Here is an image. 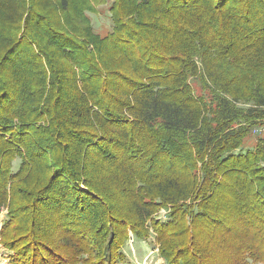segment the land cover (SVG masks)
Listing matches in <instances>:
<instances>
[{
    "label": "trees",
    "instance_id": "16d2710c",
    "mask_svg": "<svg viewBox=\"0 0 264 264\" xmlns=\"http://www.w3.org/2000/svg\"><path fill=\"white\" fill-rule=\"evenodd\" d=\"M95 1L106 0H0V137L16 146L4 157L22 161L12 179L35 167L30 145L62 164H47L56 175L38 200L19 186L26 203L0 229L10 264H89L78 251L97 246L93 232L108 235L97 264L151 234L165 264L264 263V134L245 146L264 126V0H110L104 38L86 14ZM39 76L47 82L33 85ZM75 141H86L84 165L65 168ZM109 169L116 189L104 185ZM84 194L102 217H89ZM113 194L127 199L128 220L103 206ZM51 205L56 235L37 216Z\"/></svg>",
    "mask_w": 264,
    "mask_h": 264
},
{
    "label": "rangeland",
    "instance_id": "374dc122",
    "mask_svg": "<svg viewBox=\"0 0 264 264\" xmlns=\"http://www.w3.org/2000/svg\"><path fill=\"white\" fill-rule=\"evenodd\" d=\"M109 4H110V0L109 1L106 0L103 2L102 1L101 2L95 1V3L92 5L93 6L92 10L91 11L88 10L86 12V14L88 15L89 20L91 21V24L93 26L94 33L99 35L101 38L109 36L110 32L114 30V22L111 19L112 15L109 11V9H110ZM81 26H85V25L82 24ZM103 56L111 59L112 54L108 53L107 55L104 54ZM128 68L129 67L127 66L125 69H128ZM25 70H30V69L29 68L25 69V67H24V69H22V71L20 69L21 74L16 73L17 78L22 79V77L24 76ZM34 72L36 73V70H34ZM9 74L11 75L10 72L7 75H9ZM42 78H43V80H42ZM35 80L37 82H39V83L34 82L33 85H35V86H38L39 84L47 82L46 78L44 80V77H41V76H39V78H36ZM188 83L191 85V89L194 92L195 96H197V94H199L198 87L195 85V83L192 81L191 78L188 79ZM69 92H71V91H69ZM71 99H72V97L70 96L69 100L64 102L62 109H64L67 106V104H69ZM65 100H67V99H65ZM81 107H80V109H81ZM78 112H79V108H78ZM82 112H80V114L83 115L82 117H84V118H82L81 116H80V118H81V121L84 123L86 121V119L88 118V115H90V114H87L85 112V109L84 110L82 109ZM65 115L67 116V114H65ZM89 118H90V116H89ZM261 134H264V126H262L261 128H259L256 131H253V134L245 142V146L254 145L256 138L258 136H260ZM31 135L34 137V133ZM24 137H25V135H24ZM84 138H86V137H84ZM18 139H19V136H18ZM23 141L28 145L30 143L36 142V140L31 138L29 135H28V138L26 140H23ZM80 142L81 141H75L72 144H70V146H69L70 155H67V157L68 156L69 157L64 162L65 168H70L72 166H76V165L79 166V165L83 164V158H82L81 153L82 154L85 153L86 150H88V147H86L85 150L82 152L83 148L81 145H84V143L86 141L84 143H80ZM14 147H16V146L12 144V146H10L8 148L6 145L3 144V142L1 141V137H0V151H1V153H0V182H2V184H4L6 186V189L8 191V194H7L8 202L5 206H2L0 209V229L3 225L2 224V222H4L3 220H6L5 218L7 215L6 214L7 211H9L10 209L12 211H14V210H16V207H17L16 205H18V204L21 205V203L23 205V202L26 203V200L24 198H22V195L20 194L21 191L18 190L19 186H23L27 190L30 189V191L32 193H34L33 195H31V198H33L35 195L34 198L38 200L40 197H43L45 195L44 193H47L51 190V189H49V187H50L52 179L56 175V174L52 175V172H53V171H51L52 168L50 166H49L50 168L47 167V164L48 165L52 164L53 166L57 165L58 167L62 165V164H60V162L58 160L56 162H54V160H52V157H51V159L48 158L49 154L46 153L48 156H44V154L42 153L44 151H42V149L40 147H35L34 145H30L29 150H27V153H28V155H30L33 158V165L35 167L33 168V170H30L27 174H25L22 178L20 177V178L16 179L14 177V179H12L13 175L16 174L17 172H19V169H18L19 163H22V161H21V158L19 156H14L12 158V160H9L8 157H4V155H6L4 152L7 150V148L9 150H12V148H14ZM44 148H45V146H44ZM35 150H37L38 152ZM59 150L60 149H58V148L53 150L54 151L53 153L55 154V156L57 155L56 152ZM21 153L23 155L27 156L26 152L21 151ZM40 158H42V159L40 160ZM25 170H27V169H25ZM110 171H113V170L112 169L108 170V175L105 176L107 178L106 179L104 178V181H103V182H105L104 185L108 188V190L109 189L111 190L113 187L116 189V181L114 182L113 175H112V173H110ZM95 173H96V175L99 174V170L97 168H96ZM64 178L62 177V180H64ZM109 178H111V180ZM114 184H115V186H113ZM84 195L85 196L83 199L84 200L83 203L88 202L89 203L88 205L90 207L92 206L91 207L92 210H91V208H89V211H90L89 217L93 220H94V216H96V215H100V217H102V210L100 209V206L97 205V203L94 204L95 211H97V212L95 213V215H93L94 209H93V205L90 204V201L95 202L96 200L92 199V198H96V197L93 196L91 198L87 194H84ZM68 202L69 203H66V206H64V209H65V207L69 208L72 205V200H68ZM80 202L82 203V198H81V201H79L77 203L76 207H79ZM126 203H127V199L125 197H121V196L118 197V195L113 194V196L111 198L108 197V199H106V202L103 206H106L107 208L112 209V210H116L115 212H112L113 217L114 216H116V217L121 216V219L124 218V219L128 220L127 217H128L129 210H127V205H125ZM74 204L75 203H73V206H74ZM27 206L23 207V209L25 208L24 211L28 210ZM26 207H27V209H26ZM37 207H39V206H35V208H37ZM55 207L56 206H54V208H53V205H51L50 209L49 208L47 209V207H46V209L45 208L42 209L41 207L39 209L37 208V212H38L37 216L40 218V220L42 222H44V220H46L47 221L46 226H50V228H52L51 226L55 225V223L58 222L59 211L55 210ZM82 207H83V205L81 206V209H82ZM51 210H53V211H51ZM75 211L80 212V208L79 209L76 208ZM159 211L160 212H158V213H160L161 215H163V214H165V212H167L166 209H160ZM60 213H62V212H60ZM63 218H64V216L62 215L61 220ZM25 220H26V218H24V220L20 219V221L17 224H15L14 228L16 229L17 233L22 232L24 228L26 229L27 224L31 220L30 216H29V219H27V222H25ZM70 220H71V218H70ZM75 220L79 222V224H75V225L80 229V231H83L86 233L85 230H87L88 226H85L84 224L80 225L81 224L80 223L81 222L80 217H79V219H75ZM110 221H113V219H107V220H105V223L110 222ZM88 222L90 223V221H88ZM34 224L37 227V223H34ZM25 229H24V232H25ZM58 230H59L58 228H52L51 229V231L55 235H56ZM95 230L99 231V228H97V229L95 228ZM36 231L38 232L39 229ZM62 231H64V230H62ZM103 231L104 230H101V227H100L99 233H102ZM92 235H93L92 236L93 239H91V240H95V242L97 241L98 242V243L96 242L97 246L94 245V247L92 249L90 248L88 250L86 248H84L82 250H79L78 252H80V254H79L80 256H83L82 261L84 259H86V260H88L89 264H97L98 261L101 260V256H100L99 252L103 248L102 246H103L104 238L107 237L108 235L103 234L102 238H99V239H97V238L100 237V235L98 236L94 232ZM151 235L147 236L146 240H144V241H130L127 245V248L123 249V253L125 254L124 257H121V256L118 257V260L115 263L116 264H165V261H164V258H163L162 252H161V246H160V244H158L156 242V238L153 235L152 236ZM48 237L49 238H47V239H51L52 233H50L48 235ZM100 240H101V242H100ZM52 245L54 247L59 246L60 247V249L58 248L59 252H60V250L63 251V248L67 249V246H65L63 244V242L59 243V244L52 243ZM105 250H106V248L103 249V254H104L103 259H105L107 256L105 254ZM53 255L54 254L50 255L51 260L56 258V257L53 258ZM69 255H71V254H69ZM98 256H100V258ZM72 262L75 263V260ZM108 263H109V261H108ZM0 264H10V260L8 257V251L2 246V243H0ZM80 264H82V263H80ZM254 264H264V263H254Z\"/></svg>",
    "mask_w": 264,
    "mask_h": 264
}]
</instances>
